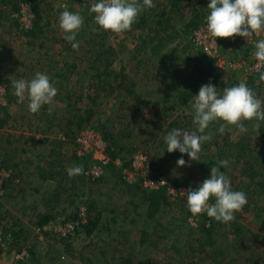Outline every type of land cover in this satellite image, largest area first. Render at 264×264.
Wrapping results in <instances>:
<instances>
[{
	"label": "trees",
	"instance_id": "1",
	"mask_svg": "<svg viewBox=\"0 0 264 264\" xmlns=\"http://www.w3.org/2000/svg\"><path fill=\"white\" fill-rule=\"evenodd\" d=\"M44 2H46V4H44ZM78 2L79 8L81 9H76L74 12L79 13L81 16H85V18H83L85 27L82 25L77 33L76 41L79 42V47L74 50L71 46V42L64 39V33L58 27L59 14L57 11L59 9H55L51 2L44 0L0 1V84L5 86L7 98V103L0 105V128L5 130L3 133H0V171H10L9 178L2 184L5 194L3 197H0V211L4 209L3 200L9 197V193L7 192L8 188L12 186L15 188L18 186L17 182H20V180L23 182L22 179H24V175L29 173L27 166L34 165V159L31 161L30 157L26 155L29 147H43L45 145L47 147H53L49 150L51 153H55L52 160L53 162L47 163L46 165L48 166L40 164L34 166L37 168L40 179H52L56 181L57 174L60 176L57 189L62 188V186L63 188L67 186L68 190L71 191L77 180L88 182L83 173L90 165V156L78 155V143L76 141L79 132L84 129V125L91 120H96V127L99 126L97 128L98 132L104 139L110 142L108 154L112 160L116 157L122 159L126 155L125 147L127 146L126 144L118 145V141H116V137H119L118 135H120L119 139L121 140V137L127 139L134 137L136 133L142 135L146 131V133L150 135L149 138H144L139 143H145V145H147V147L145 146L146 149H143L144 152L142 151L147 155L155 145L156 148L160 146L163 147L161 145L164 144L162 141L159 145L153 143L149 146L148 144L150 141L154 142L158 136H165L172 129L185 130V125L195 129L192 123L193 114L187 115V113H185L172 120L171 117L178 110L184 109L183 107L187 104L188 100L195 96L194 93H197V89H199L202 84H206L212 78H214L213 80L215 81L219 74L213 66V61L206 59L203 54L198 52L196 53V58L193 60L194 71L190 73L185 81L184 94L179 96L180 99L178 101L168 99L167 103L160 105L158 102L146 100L144 95L137 91V84L130 74L122 67L119 69L114 67L118 54L113 47L106 44V37L108 36L105 34L92 35L89 33L88 30L92 29L89 23L93 18V15L89 13V7L93 0H78ZM152 3L153 6L151 8H146L138 16L137 21L131 26L130 30L119 33L121 35H130V33L136 29L137 31H141L140 36L136 38L138 42L134 46V52L137 54L144 55L149 54V52L158 53L166 45H169L172 41L177 39V32L171 27L172 17L167 13L172 12L177 15L182 11H177L179 10L178 7L180 4H183L184 8L188 10L186 13L190 14V20L193 19L195 22L192 23V21H189V23L184 24L185 28L182 29L184 34L188 31V27L191 26L193 28L200 24L203 18L200 16L202 7L204 5L205 7L208 6L206 0H189L188 5H186L184 0H152ZM198 5L200 6L198 7ZM22 7L27 8L29 15L32 16L29 27H25L20 21ZM158 10H160L159 13H157ZM156 16H159L158 20H154ZM152 17H154V19ZM180 19L182 20L183 17ZM132 36L134 37V35ZM17 39H22L21 48L14 47L13 49L14 44H19ZM132 40L134 39L131 37L130 41L132 42ZM58 44L60 45L59 47H57ZM51 47L58 48L57 52L59 55L56 60H52L50 59L51 56H48ZM164 55L166 56V54ZM42 61L45 62L44 65H42ZM18 71H20V73ZM36 72L47 74L51 83L57 88L58 92L53 101L66 104V102H69L72 98H76L75 103L71 104V102H69L64 108H61L60 105L59 107H54L50 104L58 112H50L46 116H44L42 112L47 111L48 105L42 106L41 114L38 115L37 112L32 113L28 110L27 99H25L23 103H18L17 97L13 94L14 90L11 86V82L21 78L31 79ZM71 77L75 78L77 84H82L76 89V91H80L78 94L73 92L74 88L71 89V87L68 86ZM74 105L80 108L75 109ZM152 109L155 110L153 117L145 119L144 115L146 112ZM103 111H113V118L111 121L108 119L107 122L102 125L101 121H99V117L103 116ZM127 119L129 120L127 121ZM219 122L221 123V121ZM19 123L21 124V128L17 127ZM22 123L25 125L24 128L22 127ZM220 123L213 122L206 130V132L213 133L215 136L212 137L209 144L205 145L203 143V145H201L207 152L204 153L203 151L201 153L200 151V158L197 161H191L186 154L182 156L178 151L168 153L166 144V147L163 149V156L160 157L157 153L151 157L149 156L152 165L155 166V161L157 160L161 164L162 169L166 166L172 168L177 167L173 159H180L181 157L189 159L191 163L193 162L191 165L188 164L190 166L189 172L193 177L192 180H186L189 179V176H184V180L181 181H178L177 178L174 179V177L171 179L169 176H163L165 175L163 171L160 173L158 172V175L165 179L168 185H171L176 190L195 189L199 183L210 176L211 167L217 166L219 160L226 159L229 161V166L227 168H221L220 170L224 172L230 180H233V177H235L232 176L231 173L237 170L235 165L240 163L242 166L240 167L242 170L240 175L247 179L249 178L250 181L255 179V186L258 190L264 191V178L258 176L261 173L264 174L263 164L258 163L247 155L248 150L245 146H242L243 144L241 141L231 143L226 138L221 137L220 142L218 139L221 135L218 131ZM5 127L7 128L5 129ZM73 127H75V130L72 129ZM186 131L191 132L189 128ZM212 146H214L215 149L213 153H210L208 149ZM25 147H27L28 150L25 149ZM136 147H138V144ZM56 148L59 149V151L56 152ZM128 152H131V150ZM54 153L49 155L52 157ZM18 156L22 158L20 162L19 159L16 162V157ZM169 156H171V158ZM233 162L235 165L232 164ZM20 164L24 165V171L20 170ZM72 166H81L83 172L69 177L66 169ZM110 166H112V164H110ZM168 167L164 170H167ZM45 168L49 169V171H46ZM54 170H56L57 173H55ZM260 170L261 172H259ZM61 174L63 175L61 176ZM259 178L261 179L259 180ZM239 183L237 180L231 181L233 190L240 191V186H238ZM128 186L130 185L128 184ZM248 190V202L243 209L247 212L250 206L255 208L261 223L260 229L263 230L264 199L260 201L256 200L257 203H252V200H255L253 197L255 189L253 191H250V189ZM142 195L141 205L137 206L129 203L132 208L131 212L137 213L139 209H144V219L149 220L156 219V215L165 210L164 207L171 205L176 206L184 215L183 220L185 222L187 218L190 217L196 219L199 225L198 230L201 232V235L197 238L193 237L192 241H190V243H192L189 245L191 253L205 252L208 256H204L206 258H211L212 255L209 256V254L213 249L211 260L221 264L220 261L215 259V256L219 254L220 250H217L215 245L216 240L213 236L217 234V229H222L225 223L217 222L207 217L204 213L193 215L186 206L185 197L182 199H173L164 189L156 191L147 190ZM52 197L53 203L57 204L60 200L58 193L55 192ZM92 208L93 207H91V209ZM90 212L91 211H89V213ZM5 214L4 209L0 213V228L3 229L4 234H7L9 233V225H7V222H12V220H9ZM237 215L241 214L237 213ZM37 217L38 221L36 224L38 226H43L48 221L54 220L49 214ZM98 223L99 216L91 217L90 215L88 224L81 229L85 231L86 235L87 233L90 234L94 227L98 226ZM129 223L130 226L135 225L133 222ZM157 223L158 224H156L152 230L154 233L164 229L159 222ZM206 224L208 226H206ZM235 228L238 229L237 226ZM20 232L23 231L21 230ZM140 232L142 240L140 244L144 245L149 235L145 229ZM18 233L19 232L14 233L12 231L15 241ZM178 235L180 236V234ZM156 237H158V235H156ZM238 238L242 239V236L239 234ZM59 239L62 241L63 246H65V251H69L67 243L69 241L67 240L71 238ZM239 242L240 239L235 240V243L238 245ZM171 245L173 251L179 253L180 249L173 243H171ZM153 246L156 247L157 243L153 244ZM258 246L264 250V236L259 237ZM19 248L18 251L20 250ZM239 249L240 247H238V250ZM27 251L29 252L28 260L24 262L17 261L15 264H43L34 246L28 248ZM3 254V248L0 246V259ZM55 256L56 258L53 260L52 264H55L57 259H63L62 255L56 254ZM254 263L257 264L258 262L254 261ZM189 264L194 263L190 262ZM261 264H264V262Z\"/></svg>",
	"mask_w": 264,
	"mask_h": 264
},
{
	"label": "rangeland",
	"instance_id": "2",
	"mask_svg": "<svg viewBox=\"0 0 264 264\" xmlns=\"http://www.w3.org/2000/svg\"><path fill=\"white\" fill-rule=\"evenodd\" d=\"M47 2H51L52 6L55 9H59L57 13L60 15L62 11H70L74 12L76 9L79 8V2L78 0H44ZM180 1V0H177ZM208 2V0H206ZM186 5H188L189 0H184ZM46 4V2H44ZM61 4V5H60ZM200 5H198L199 7ZM179 12L177 15L175 13L169 12L171 18V27L177 32V39L175 41H172L169 45H166L162 50H160L158 53H150L149 54H137L134 52V46L137 44L138 40L136 38L140 36L141 31L134 30L133 32L129 34H119V33H110L108 31H105L101 28H99L96 23L94 22V19L92 18V21L89 23L91 24V28L89 29V33L92 35L94 34H105L108 37H106V44L110 47H113L118 54V57L115 60L114 67L116 69H119L120 67L124 68L128 74L135 80L137 84V91L144 95L146 100H151L154 102H158L160 105L165 104L168 102V99H174L175 101H178L180 98L179 96L181 94H184L185 91V81L189 77L190 73L194 71V64L193 60L196 58V53H201L203 56L206 57V59L211 60L206 54H204L202 50V43L200 42V38H198V31L202 30V33H199V36L204 39V41L208 44V47L211 48L212 53L216 51L222 54L225 61H228L230 59L234 60H243V61H249V57L246 56V50L249 54V51L251 49L250 46L247 45H240L238 51H236V46L228 45L225 38H218L216 43L214 42L215 38L210 36L207 32H205V27L203 25H206V16L208 14V9L205 7V5L202 7V11L200 16L203 18L201 19L200 24L197 27H188V31L184 34L183 30L185 28L184 24L189 23V21H192V23H195L193 19L190 20V14H187L186 10L183 6V4H180L178 7ZM184 8V9H183ZM61 11V12H60ZM80 12V11H79ZM160 10H158L157 13H159ZM83 18H85L84 15H82ZM183 17L181 20L180 18ZM154 19V17H152ZM159 16H156L154 20H158ZM84 20V19H83ZM137 21V20H136ZM182 21V22H181ZM192 25V24H191ZM201 25V26H200ZM83 27H85V22L83 24ZM135 29V28H133ZM91 30V31H90ZM181 31V33H180ZM110 33V34H109ZM134 35V37L132 36ZM188 36V37H187ZM64 37V34H63ZM133 38L132 42L130 41V38ZM19 41V44H14L15 48L21 47V41L22 39H17ZM60 45L58 44L57 47ZM60 49V48H59ZM139 49V48H138ZM137 49V50H138ZM58 48L51 47L49 55L51 56L50 59L56 60L58 59ZM148 52V51H147ZM218 53V54H219ZM166 54V56L164 55ZM214 66V65H213ZM219 72L217 79L214 81L212 78L209 80L206 84L211 82L218 90L222 91L225 87H232L235 86L243 81L247 82H253L254 86L258 85V79H260V74L256 78H250L249 76L245 75L242 72H231L230 70H218L216 66H214ZM21 71V70H20ZM20 71H18L20 73ZM262 72H264V65L262 66ZM239 74V75H238ZM239 78H236V77ZM82 84H77L75 81V78L71 77L69 85L71 89L74 88V93L78 94L80 91H76ZM85 85V84H84ZM205 85V84H202ZM201 85V86H202ZM4 89V92L2 94V99L0 96V105L7 103L6 98V92H5V86L0 84V87ZM200 86V87H201ZM199 87V89H200ZM251 89H254L253 86L250 87ZM199 89H197V93H194L195 95L198 94ZM264 87H260V90H263ZM255 90V89H254ZM63 91V90H62ZM256 91V90H255ZM64 92V91H63ZM260 98L264 93L260 94ZM76 98H72L69 100L71 104L75 103ZM69 102H66V104L56 103L53 101L51 105L54 107L59 105L61 108H64L65 105L69 104ZM193 97L188 100L187 104L183 107L184 109H180L177 112L173 114L171 117V120L174 118H178L185 113L187 115L193 114L192 111V103H193ZM169 104V103H168ZM48 104L47 111L42 112L44 116L48 115L50 112L57 111L53 106ZM75 109H78L77 105H74ZM154 109L148 110L146 114L144 115L145 119L151 118L154 115ZM58 112V111H57ZM104 114H102V117H99V121H101L102 125L107 122L109 119L113 118L112 112L103 111ZM194 115V114H193ZM129 119H127L128 121ZM96 120H91L89 123L84 125V129H82V132H91L93 135L99 136L104 142L107 143V148L109 149L110 142H108L106 139H104L100 133L98 132V127H96ZM193 121V120H192ZM220 123L219 121H217ZM249 125L246 126L247 132L244 134H241L242 131L239 128H236L234 125H228L225 128V132L219 136V140L221 137L226 138L231 143H236L241 141L243 144L242 146H245L247 148V155L258 163L264 162V146L263 143L259 144V149H252V146L249 142H252L255 144V139L253 138V127L255 125L260 124L256 120L255 125L253 126V120L251 121H245ZM221 123H224L221 121ZM220 123V124H221ZM187 124V123H186ZM264 124V123H263ZM100 125V124H99ZM17 127L21 128V124L19 123ZM22 127L24 128L25 125L22 123ZM187 130L188 128L190 131H195L194 128L191 126H184ZM7 127H5L6 129ZM73 127L72 129H74ZM75 130V129H74ZM73 130V131H74ZM131 130V129H129ZM5 131L4 129L0 128V133H3ZM21 131V130H20ZM81 132V131H80ZM79 132V133H80ZM77 133V132H76ZM136 133V130H135ZM212 137L215 136V134ZM120 137V135H118ZM136 136V137H135ZM134 137L130 138H122L121 140L119 137H116V141H118V145H125L127 147L125 150V157L122 159L119 157V160L124 163L125 165H128L129 160L131 159L132 155L135 152H144L143 149H146L145 146L147 145L139 143L144 138H149V134L144 132L142 135L135 134ZM164 137L165 136H158L155 141H150L148 144L149 146L153 143L158 144L162 141L164 143ZM95 140V139H94ZM96 142V141H94ZM221 142V140H220ZM138 144V147L136 145ZM205 145L209 144V141L204 142ZM163 147L156 148V145L153 149H151L150 153L147 154L148 157L153 156L155 153H157L160 157L164 155V148L165 143L161 144ZM203 145V143H202ZM111 148V147H110ZM215 147H209L208 151L210 153H213ZM131 150V152H128ZM204 151L206 153V149L201 146V153ZM142 152V153H143ZM4 154V152H3ZM7 154V153H5ZM10 155V154H9ZM171 158V156H169ZM115 158V159H116ZM179 158L173 159L175 160L174 163L177 165V160ZM186 161V165L183 167H168L167 170L166 167H161V164L156 160L155 161V167L157 171L164 172L165 175L163 176H169L171 179L172 177L177 178L178 181L184 180L183 177L189 176V179L186 180H192V176L189 172V165L192 164L191 161L187 158H183ZM114 160V159H113ZM190 161V163H189ZM232 164L235 165L233 162ZM237 167V170H235L232 173L233 180H238L240 182V188L241 191L248 194V189L250 191L254 190L253 197L255 200H252V203H257L256 200H263L264 199V191L258 190V188L255 186V179L250 181L249 178H245L244 176L240 175V172H242L241 164L235 165ZM264 166V164H263ZM29 168V166H27ZM114 167V168H112ZM20 170L24 171V165H20ZM36 170V169H34ZM46 171H49V169H45ZM55 173L56 170H54ZM261 172V170L259 171ZM258 172V173H259ZM65 174V173H63ZM61 174V176L63 175ZM121 171L118 169V167L115 164H112V166H108L107 169H105L104 174L102 177L96 181V182H81L80 180H77L74 184V188H72L71 191L68 190V187L65 188H56L53 185L54 183L59 182L60 176L56 174V181L54 182L52 179L49 180H41L38 179L35 183H31L32 185H28L29 182H17L18 186L13 188H8L7 192L9 193V197L5 200H3L2 203H4V209H5V215L8 217L9 220H12V222H7L9 225V230L14 233H18V236L16 238V241L14 239V245L13 243L7 247V251H4V254L2 255L0 259V264H15L19 259L16 258V255H20L22 251H27L28 248L34 246L36 248V251L38 255H40L41 263L43 264H52L53 260L56 258V254L62 255L63 259L56 261L55 264H189L190 262L194 264H218L216 261H212L213 256V249L210 251V257L206 258L204 255L208 256L207 253H191V248H189L192 243L193 237L197 238L200 237L201 232L198 230V223L195 222V225H191L190 223V217L187 218L186 222L183 220V214L177 209L176 206H168L164 207L165 210L158 213L156 216V219H144L145 210L139 209L137 211V214L139 217L137 218V224L132 225V228H135L133 230L135 231H129V234L127 232V228L122 227L121 231H110V226H105L106 229L109 231H106L103 227V223L108 220L113 221H119L124 218L125 215L121 216H114V219L112 218V214H108L109 209H112V207H116L115 205H121L122 207L125 206L126 203H130L131 205L135 204L137 206L141 205V201L143 198V193L147 191V189H144L140 186H128V183L121 175ZM32 178H35V172L32 171L29 174ZM259 177L264 178V174L261 173L258 175ZM259 178V180L261 179ZM258 180V181H259ZM51 181V184H47L46 182ZM127 183V184H126ZM16 184V185H17ZM15 185V184H13ZM250 185V186H249ZM18 187V188H17ZM34 187H36L34 190H32ZM17 188V189H16ZM125 191L128 192V194H122V192L125 193ZM130 191V193H129ZM156 191V190H155ZM186 191V190H184ZM58 193V196L60 197L59 202L57 204L53 203L52 196L54 193ZM184 194L178 197V199H182ZM248 198V196H247ZM81 206H87L88 211L90 212L91 217L96 216L95 214H99V225L97 226L98 230L92 235L87 237L85 234V231L80 230L79 233H77L75 236L71 237L70 240H67L69 251H65V246H63L62 241L55 236V234L47 232L44 237H42V240H38L36 234L34 233V229L37 226L38 217L40 215L49 214L52 219L56 218H68L73 213L77 211V209ZM91 207H93L91 209ZM123 207L122 209H124ZM128 208L129 212L132 211V208L130 205H128L124 210ZM3 209V210H4ZM250 211L245 212L244 214L239 215L238 217L235 216V218L228 222L223 224L224 226L222 229H217V234L213 236V238L216 240V248L219 252L215 256L216 260H220L221 256L224 254L227 259H232L233 257H238L241 255V262L243 260L251 259L255 257V248L258 246L254 244V246L251 247V245H243V242L246 241L247 233L246 228H250V231H253L254 234L258 235L260 234L261 237L264 236V229L260 231L261 223L258 219L257 213L255 208L250 206ZM1 210V211H3ZM0 211V213H1ZM7 211V212H6ZM126 213V212H125ZM142 216H141V215ZM236 214V213H235ZM128 215H131L133 217V213H129ZM145 221V222H144ZM159 222L162 227L164 228L160 232H152L156 224ZM14 223V224H13ZM187 223V224H186ZM105 225V224H104ZM206 226H208L206 224ZM237 226L238 229L235 227ZM145 229V231L148 233L149 236L146 238V243L144 245L139 244L141 240V232ZM23 232H20L21 230ZM166 229V230H165ZM238 230V231H237ZM239 234H242V239L240 242L242 243V246H237L235 243V240ZM259 232V233H258ZM106 233H109V238L106 237ZM180 234V236L178 235ZM111 235L114 237L111 238ZM131 236L133 240H130V243L127 248L124 247L123 244L124 241L117 238L124 236ZM158 235V237H156ZM202 238V237H201ZM131 239V238H129ZM150 243V244H149ZM157 243V246L154 247L153 244ZM171 243L175 244L176 247L180 249L179 253H176L173 251ZM20 247V248H19ZM238 247H245V249L242 251L238 250ZM250 247V248H249ZM18 248L20 249L18 251ZM28 252V251H27ZM29 255V252H28ZM28 259H23L21 262H24ZM232 264V263H228ZM242 264V263H241ZM249 264H255V263H249ZM257 264H261L260 261H258Z\"/></svg>",
	"mask_w": 264,
	"mask_h": 264
},
{
	"label": "clouds",
	"instance_id": "3",
	"mask_svg": "<svg viewBox=\"0 0 264 264\" xmlns=\"http://www.w3.org/2000/svg\"><path fill=\"white\" fill-rule=\"evenodd\" d=\"M152 6V0H93L89 13L99 28L121 33L130 30L138 16ZM207 9L206 30L215 38V43L218 38H249L253 33L264 31V0H208ZM83 23V17L77 12L65 10L58 17V27L74 50L79 47L76 36ZM254 47L256 60L264 64V39L256 41ZM260 79L264 80V72L260 74ZM11 86L17 102L23 103L27 99L28 110L32 113L51 104L58 92L49 76L41 72H36L31 79H15ZM193 101L192 123L195 131L172 129L164 137L168 153L178 151L182 156L186 154L191 161L199 160L202 143L212 139V134L206 132L211 123L224 122L218 129L223 134L228 125H234L243 132L246 128L242 121H264V100L258 98L244 82L225 87L222 91L209 82L200 87ZM185 165L182 157L177 160L178 167ZM228 166V160H219L217 166L210 168L208 178L195 189L182 192L190 213H204L217 222L228 223L247 204L246 193L233 190L230 178L220 170ZM66 171L72 177L82 173L83 168L72 166Z\"/></svg>",
	"mask_w": 264,
	"mask_h": 264
},
{
	"label": "built area",
	"instance_id": "4",
	"mask_svg": "<svg viewBox=\"0 0 264 264\" xmlns=\"http://www.w3.org/2000/svg\"><path fill=\"white\" fill-rule=\"evenodd\" d=\"M1 1V0H0ZM32 16L29 15L28 9L21 8V18L20 21L25 27H29L31 23ZM201 26V25H200ZM206 30V25H203ZM202 33V30L198 31ZM200 42L202 43V50L212 61L214 66L220 70H230L231 72H242L250 78H256L262 72V66L255 56V42L264 39V31L253 33L249 38H243L239 36H233L231 38H225L228 45L240 46L247 45L251 49L249 51L248 57L249 61L243 60H234L230 59L225 61L222 57L223 55L214 51L212 53L211 48L208 47V44L204 41L202 37L199 36ZM4 89L0 87V96L2 99V94ZM3 105V104H2ZM95 139V140H94ZM78 143V155L90 156V165L84 171L83 175L87 181L96 182L98 181L105 172V169L108 168L110 164H115L118 169L121 171V175L126 180L128 184L139 185L148 191H155L164 189L168 192V195H171V198H178L184 192V189L176 190L171 185H168V182L158 175V171L154 165L150 162L149 157L142 152H135L131 159L128 162V165L122 163L119 158L112 160L108 154L109 149L107 148V143L104 142L99 136L93 135L89 131L80 132L77 138ZM96 141V142H94ZM10 171L2 170L0 171V197H3L5 191L2 188V184L6 179L9 178ZM170 198V199H171ZM199 215V214H198ZM193 217V216H192ZM90 219V213L87 206H81L77 209L75 214L71 215L68 218H56L54 220L48 221L43 226H36L34 233L36 234L38 240H42V237L49 232L55 234L58 238H71L80 232L81 228L86 226ZM196 219L191 218V225H195ZM14 242L12 232L9 230V233L4 234L3 229L0 228V246L3 248V251H7V247ZM16 258L19 261L23 259H28L29 255L27 251H22L20 255H16Z\"/></svg>",
	"mask_w": 264,
	"mask_h": 264
},
{
	"label": "crops",
	"instance_id": "5",
	"mask_svg": "<svg viewBox=\"0 0 264 264\" xmlns=\"http://www.w3.org/2000/svg\"><path fill=\"white\" fill-rule=\"evenodd\" d=\"M24 41V40H23ZM25 42V41H24ZM23 46V45H22ZM14 45H13V49H14ZM21 48V47H20ZM238 49H239V47H237L236 46V51H238ZM246 53H247V55L246 56H248V52H247V50H246ZM43 62V61H42ZM41 62V63H42ZM45 64V62H43L42 63V65H44ZM262 73V72H261ZM239 75V74H238ZM236 78H239L238 76L236 77ZM259 81H258V85L257 86H254V84H253V82H250V81H247V82H245V81H243V79H242V82H244L249 88L251 87V86H253L254 87V89L256 90H254V89H252V91H253V93L258 97V98H260V94H262V93H264V89L263 90H260V87L262 86V87H264V80H261V79H258ZM261 100H264V95H262V97L260 98ZM41 110L42 109H40L37 113H38V115L39 114H41ZM255 119H253V126L255 125ZM257 121V120H256ZM257 122H259L260 124V126L259 127H257L256 125H255V127H253L254 129H256L255 131H253V138L255 139V144L254 143H252V142H249L250 143V145L252 146V149L253 148H255V149H259V144H261V143H263V146H264V121H257ZM242 123L244 124V127H246V126H248L249 124L248 123H246L245 121H242ZM237 128V127H236ZM245 132H247V130L246 131H243L241 134H244ZM31 146V145H30ZM28 147V146H27ZM27 147H25V149H27ZM53 147H47L46 145L45 146H43V147H34V146H32V147H29L27 150V152H26V155H28L29 157H30V160L32 161L33 159H34V161L35 162H33L34 163V165H37V164H40V165H43V166H48V165H46L47 163H49V162H53L52 160H53V157H54V155H55V153L54 152H52V153H54L53 154V156L51 157V155H49V154H52L49 150L50 149H52ZM48 150V151H47ZM56 150V152L57 151H59V149H55ZM48 153V154H47ZM47 155H49V156H47ZM50 157V158H49ZM19 159V162H20V159H22V158H20V156H18V157H16V162H17V160ZM253 159V158H252ZM253 160H255V159H253ZM260 164H264V162L262 163V162H260ZM20 165H22V164H20ZM33 164L32 165H28L29 166V168L27 167V170L29 171V173H31L32 171H34L35 172V178H32L30 175H29V173H27V175L25 174L23 177H24V179H22V181L23 182H25V180H26V182H29V186L30 185H32L31 183H35L36 181H38V179H40V177H39V175H38V171H37V168L34 166ZM34 169H36V170H34ZM46 169V168H45ZM41 181L40 182H42L43 180L42 179H40ZM54 182H55V180H53ZM232 181V180H231ZM236 181V180H235ZM238 181V180H237ZM20 182H21V180H20ZM47 184H51L52 182L51 181H48V182H46ZM238 183H239V181H238ZM54 186H55V189L57 188V183H54L53 184ZM239 185H240V183H239ZM238 185V186H239ZM36 187H34L32 190H34ZM240 188V187H239ZM240 191H241V188H240ZM129 193H130V191H129ZM122 194H128V192L127 191H125V193L124 192H122ZM129 205V203H126L125 204V206H123V207H127ZM116 207H112V209H109V212H108V214H112V218L114 219V216L115 215H119V216H121L122 217V215H125V217L123 218L122 217V219L121 220H119V221H113V220H110L109 218H108V220L107 221H105L104 223H103V228L106 230V231H108L107 229H106V227L105 226H107V225H109L110 226V231L111 232H113V231H121V229H122V227H126L127 228V232H128V234H129V231H135V230H133V229H135V228H132V226H130V223L129 222H133V223H135V224H137V218L139 217V215H135V214H137L136 212H131V213H133V217H131V215H128L130 212H129V210H128V208L126 209V210H124V209H122L123 207L121 206V205H115ZM245 209H241L240 211H238V212H236V214H235V216H239V215H237V213H240V214H244L246 211H244ZM251 209H249L248 211H249V213H251V211H250ZM126 212V213H125ZM96 216L98 215L99 216V214H95ZM138 216V217H137ZM99 223H100V221H99ZM99 223H98V225H99ZM105 224V225H104ZM98 230V228H97V226H95L94 227V229H93V231H92V233H90V234H88L87 233V237H89V236H92L96 231ZM246 230V233H247V238H246V241L245 242H243V245H246V244H248V242L249 241H251V242H249V244L248 245H251V247L252 246H254V244H256L257 246H258V240H259V237L261 236L260 234H258V235H256V234H254L253 233V231H250V228H246L245 229ZM260 231H261V229H260ZM109 232V231H108ZM259 233V232H258ZM239 234V233H238ZM241 236H243L242 234H240ZM106 237H108L109 238V233H106ZM114 236L113 235H111V238H113ZM118 239H119V241L120 240H122V241H124L125 243H121V244H123L124 245V247H126L127 245H129V243H130V240H133L132 239V237L131 236H124L123 237V239H122V237H117ZM129 238H131V239H129ZM237 239H240V238H238V236H237V238H236V240ZM241 240V239H240ZM140 241H142V240H140ZM254 243V244H253ZM139 244H140V242H139ZM237 246H242V243L241 242H239V245L237 244ZM250 248V247H249ZM255 248V252H254V254H255V257H253V258H251V259H247V260H243L242 262H241V260H242V258H241V255L240 256H238V257H233L231 260L230 259H227L226 257H225V255L223 254L222 256H221V259L219 260L220 261V263L221 264H228V263H232V264H249L250 262L251 263H254V261H256V262H258V261H260V263H262V262H264V250H262L261 248H259V246H258V248L257 247H254ZM242 249L244 250L245 249V247H241L239 250H241L242 251ZM218 261V260H217Z\"/></svg>",
	"mask_w": 264,
	"mask_h": 264
}]
</instances>
